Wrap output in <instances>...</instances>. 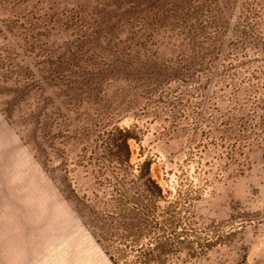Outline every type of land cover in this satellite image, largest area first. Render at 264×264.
Wrapping results in <instances>:
<instances>
[{"label": "rangeland", "instance_id": "obj_1", "mask_svg": "<svg viewBox=\"0 0 264 264\" xmlns=\"http://www.w3.org/2000/svg\"><path fill=\"white\" fill-rule=\"evenodd\" d=\"M105 125L181 197L151 264H264V0H0V264H115Z\"/></svg>", "mask_w": 264, "mask_h": 264}, {"label": "trees", "instance_id": "obj_2", "mask_svg": "<svg viewBox=\"0 0 264 264\" xmlns=\"http://www.w3.org/2000/svg\"><path fill=\"white\" fill-rule=\"evenodd\" d=\"M131 139H138L136 130L120 125H105L98 135V172L110 188L113 209L95 212L96 230L115 264H151L168 256V247L187 231L177 205L181 197L170 199L149 160L132 163ZM162 203L168 206L161 208Z\"/></svg>", "mask_w": 264, "mask_h": 264}]
</instances>
